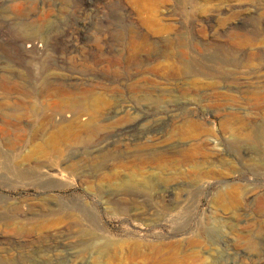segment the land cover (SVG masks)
Returning a JSON list of instances; mask_svg holds the SVG:
<instances>
[{
  "label": "rangeland",
  "instance_id": "rangeland-1",
  "mask_svg": "<svg viewBox=\"0 0 264 264\" xmlns=\"http://www.w3.org/2000/svg\"><path fill=\"white\" fill-rule=\"evenodd\" d=\"M261 158L264 0H0V264H264Z\"/></svg>",
  "mask_w": 264,
  "mask_h": 264
},
{
  "label": "bare ground",
  "instance_id": "bare-ground-1",
  "mask_svg": "<svg viewBox=\"0 0 264 264\" xmlns=\"http://www.w3.org/2000/svg\"><path fill=\"white\" fill-rule=\"evenodd\" d=\"M145 36V35H144ZM142 37V36H141ZM146 38V37H145ZM143 40H144V37H143ZM145 41V40H144ZM147 41V40H146ZM27 48H32L33 50H34V46H33V44H32V42L31 41H28V45H27ZM18 51H20V53L21 54H25L26 53V50H24L23 48H18L17 49ZM45 92H47L46 90H45ZM83 100H81V101H79L78 103L76 102L75 104H74V106L75 107H78L80 110H81V112H83V113H85V114H87V112H86V108H85V106H84V102H82ZM117 114H119V112H117V113H115V116L117 115ZM142 120V119H141ZM141 120H136V122H134V124L132 125V127L133 128H135V127H137L138 125H140V123H141ZM120 122V121H119ZM142 124V123H141ZM129 126V125H128ZM131 127V128H132ZM95 128H96V125H95V123L92 121V119L90 118V120H89V122L87 123V126H86V130H87V132H88V134H91V133H93V131L95 130ZM178 135H179V137L181 138V139H184V136H185V134H184V132H182V131H180L179 133H178ZM186 138V137H185ZM256 157V156H255ZM257 158V157H256ZM262 159V158H261ZM254 164L257 166V167H255V169L256 168H258V169H263L264 170V161H263V159L262 160H260L259 159V161L258 160H255L254 161ZM254 165V166H255ZM253 166V167H254Z\"/></svg>",
  "mask_w": 264,
  "mask_h": 264
}]
</instances>
